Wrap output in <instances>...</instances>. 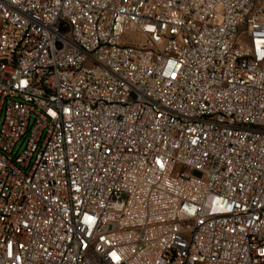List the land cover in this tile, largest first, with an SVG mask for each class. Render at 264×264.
<instances>
[{"label": "built area", "instance_id": "2783aa9c", "mask_svg": "<svg viewBox=\"0 0 264 264\" xmlns=\"http://www.w3.org/2000/svg\"><path fill=\"white\" fill-rule=\"evenodd\" d=\"M0 264H264V0H0Z\"/></svg>", "mask_w": 264, "mask_h": 264}, {"label": "rangeland", "instance_id": "374dc122", "mask_svg": "<svg viewBox=\"0 0 264 264\" xmlns=\"http://www.w3.org/2000/svg\"><path fill=\"white\" fill-rule=\"evenodd\" d=\"M122 42L126 45H142L145 42V37L140 32L130 29L122 36ZM187 170V168H183V171Z\"/></svg>", "mask_w": 264, "mask_h": 264}]
</instances>
